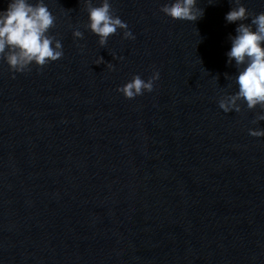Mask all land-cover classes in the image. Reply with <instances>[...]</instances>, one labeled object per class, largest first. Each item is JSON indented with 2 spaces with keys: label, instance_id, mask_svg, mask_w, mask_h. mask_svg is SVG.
<instances>
[{
  "label": "water",
  "instance_id": "obj_1",
  "mask_svg": "<svg viewBox=\"0 0 264 264\" xmlns=\"http://www.w3.org/2000/svg\"><path fill=\"white\" fill-rule=\"evenodd\" d=\"M168 2L111 0L135 39L101 47L87 0H45L64 56L15 74L0 58V264H264V106H218L234 0H198L194 22ZM157 71L154 91H117Z\"/></svg>",
  "mask_w": 264,
  "mask_h": 264
},
{
  "label": "clouds",
  "instance_id": "obj_2",
  "mask_svg": "<svg viewBox=\"0 0 264 264\" xmlns=\"http://www.w3.org/2000/svg\"><path fill=\"white\" fill-rule=\"evenodd\" d=\"M161 11L175 19L193 22L204 15L198 0H169ZM87 19V29L98 37L101 47L106 46L118 30H122L123 39H135L128 24L113 14L111 0H102L99 5L87 0ZM55 20L45 0H8L7 7L0 10V58L13 74L24 73L33 65L41 69L64 56L61 40L49 34ZM225 21L237 25L235 35L228 37L231 47L226 52L227 64L234 63L237 69L233 78L237 90L220 99L218 106L224 113L240 112L239 101L249 109L264 106V12L251 13L241 0H234ZM73 37L83 39L84 33L74 30ZM97 62H102V58ZM108 68L114 70V65L109 64ZM162 75L157 71L152 78L144 79L134 74L117 91L126 99H134L145 91H154ZM260 119L264 120V116ZM249 134L264 137V129H249Z\"/></svg>",
  "mask_w": 264,
  "mask_h": 264
}]
</instances>
